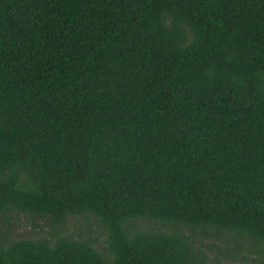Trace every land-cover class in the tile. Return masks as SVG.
I'll return each mask as SVG.
<instances>
[{
    "label": "trees",
    "instance_id": "trees-1",
    "mask_svg": "<svg viewBox=\"0 0 264 264\" xmlns=\"http://www.w3.org/2000/svg\"><path fill=\"white\" fill-rule=\"evenodd\" d=\"M227 233L264 247V0H0V264H208Z\"/></svg>",
    "mask_w": 264,
    "mask_h": 264
},
{
    "label": "rangeland",
    "instance_id": "rangeland-1",
    "mask_svg": "<svg viewBox=\"0 0 264 264\" xmlns=\"http://www.w3.org/2000/svg\"><path fill=\"white\" fill-rule=\"evenodd\" d=\"M6 217L1 225L3 235L12 239L19 238H39L45 237L52 239L50 234L52 231L45 218H36L33 215L20 212L16 210H9L6 212ZM130 227L135 231L138 228H154L160 227L166 231H171L168 226L160 225L158 222L150 220L148 218L136 219ZM181 231L191 236V231L187 228H180ZM57 236L70 235L75 238H85L93 241L92 243L100 250H104L107 247V234L102 226L90 215H75L68 216L55 231ZM230 239V240H229ZM233 239V241H232ZM192 248L196 253H201L205 257V261L208 264L217 263H230V264H264V247L256 246L258 252L255 253L248 248H252L254 245H250V241L246 238H241L233 234H220L219 236L209 235L200 236L195 235L191 242ZM264 244V243H261ZM238 246L236 250H225L226 246L234 247Z\"/></svg>",
    "mask_w": 264,
    "mask_h": 264
}]
</instances>
